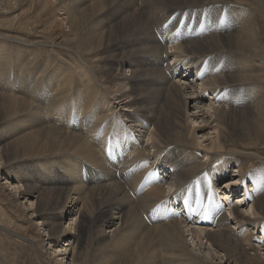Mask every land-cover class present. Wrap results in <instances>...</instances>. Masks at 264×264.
Segmentation results:
<instances>
[{"label":"bare ground","instance_id":"bare-ground-1","mask_svg":"<svg viewBox=\"0 0 264 264\" xmlns=\"http://www.w3.org/2000/svg\"><path fill=\"white\" fill-rule=\"evenodd\" d=\"M37 4L0 27V179L51 262L264 264V0Z\"/></svg>","mask_w":264,"mask_h":264},{"label":"rangeland","instance_id":"rangeland-1","mask_svg":"<svg viewBox=\"0 0 264 264\" xmlns=\"http://www.w3.org/2000/svg\"><path fill=\"white\" fill-rule=\"evenodd\" d=\"M38 1L39 0H21L19 5L16 7H12L11 10H6L5 7H3L2 2L0 3V27H10V30L8 31L9 36L14 35H22V37H26L29 41L33 38H39L41 34H38L35 32L36 27L40 28L42 31L47 33V31L50 32L49 29H46L45 26H42V22L44 20H37L39 17L35 16L34 13L37 10L38 7ZM206 8V7H203ZM188 9V8H187ZM259 16V15H258ZM261 21V18L258 17ZM32 22V25H29L25 28V24ZM15 24V25H14ZM19 25L22 30H18ZM261 25V23H260ZM57 26V25H54ZM55 32L51 34V37H57L61 31V26L54 27ZM8 29V28H6ZM263 30V27L260 28V32ZM58 32V33H57ZM264 30L261 34V40H262V46H264ZM51 37H48V41H51ZM11 48V46H8ZM66 52V51H64ZM171 64L172 61L168 60ZM264 68V63L262 65ZM184 75V71L182 68H177V72L175 75V79L181 78ZM194 79H196L195 75L193 76ZM190 79V78H189ZM192 81V82H193ZM212 97V96H208ZM192 104H190L191 106ZM200 134H198L199 136ZM207 142L206 144H208ZM210 144V143H209ZM208 144V145H209ZM1 146V145H0ZM4 147V145H3ZM244 148V146L242 147ZM252 149L256 150L258 153L262 154L264 153V144H256V147H252ZM226 154L224 157H227ZM236 158L239 159L242 164H244V169L249 166L247 162V158L244 155H236ZM204 159V157H202ZM221 162V159H218L216 162L213 163V165L218 164ZM211 165V163H210ZM228 171L230 168L227 169ZM233 172H232V171ZM230 174H236L237 171H235L234 168H231ZM239 175H237V179L241 181L243 172L239 171ZM237 173V174H238ZM168 174V173H167ZM241 175V176H240ZM240 176V177H239ZM224 179H220L218 183H222ZM5 179L1 177L0 179V264H53L51 262V259H54L52 256L54 254L51 253L52 250H50L49 244L47 240V237L43 236V228L36 223V221L33 219L31 221L27 220V216L29 214V208L25 209V206L28 204L23 200V198H19L18 205L12 203L9 201V193H12V189L10 187H15L16 185L13 181L12 185H8ZM219 184L218 188L219 190L222 189V184ZM250 188L251 184L247 182L244 187H242V190L244 192L245 188ZM23 188V186H21ZM225 189L221 191L220 198H224ZM239 193H234L231 196V199L236 202H240L241 197H238ZM9 197V198H8ZM24 201V203H23ZM223 203V202H222ZM241 203V202H240ZM23 208V209H22ZM224 210H227V207H224ZM25 211V213H24ZM35 221V222H34ZM33 224H31V223ZM67 222V221H66ZM36 225V226H35ZM38 227V228H37ZM41 228V229H40ZM37 229V230H36ZM256 231V230H255ZM259 232H264V227H259ZM43 232V233H42ZM260 234H257V236H260ZM263 234H261L262 236ZM63 241L60 242L62 244ZM91 244V242L87 241L83 244V247L81 249V252H85L88 248V246ZM91 247V245H90ZM89 247V248H90ZM64 248V247H63ZM48 251V252H47ZM98 253V254H97ZM96 256L101 257L100 251H97ZM62 256H59L57 259H60ZM119 261V262H118ZM89 261H86V264H88ZM120 258H118L117 262L115 264H121ZM90 264V263H89ZM92 264V262H91ZM97 264H101V260L97 261ZM122 264H125L124 262Z\"/></svg>","mask_w":264,"mask_h":264}]
</instances>
